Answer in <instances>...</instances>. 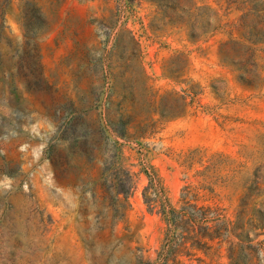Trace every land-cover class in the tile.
I'll return each mask as SVG.
<instances>
[{
  "label": "rangeland",
  "instance_id": "obj_1",
  "mask_svg": "<svg viewBox=\"0 0 264 264\" xmlns=\"http://www.w3.org/2000/svg\"><path fill=\"white\" fill-rule=\"evenodd\" d=\"M0 264H264V0H0Z\"/></svg>",
  "mask_w": 264,
  "mask_h": 264
},
{
  "label": "trees",
  "instance_id": "obj_2",
  "mask_svg": "<svg viewBox=\"0 0 264 264\" xmlns=\"http://www.w3.org/2000/svg\"><path fill=\"white\" fill-rule=\"evenodd\" d=\"M189 207H195L194 205L192 204H189L187 201L184 202L183 205H181V207L179 209H170L168 211V216H167V221H169L171 223V225H174V227H177L180 223H183L185 225H191L192 223L194 224V222L196 221L195 219L192 218V215L195 213V212H191L188 210ZM204 209H202V207H198L197 208V211H202ZM177 217L178 220L176 219ZM204 216L203 219H201V221H196L197 223V226H200L202 227L204 230H211V232L209 233H206L207 234V237L209 239H213L217 236H219L218 234H213V232H216L217 231V226L221 225L220 223H214L213 225H203L205 224V222L208 221V219ZM192 222V223H191ZM199 223H203V224H199ZM195 244L198 246L200 245V241H196ZM165 247L167 248V253L169 251H171L174 247V243L169 240L167 241V243L165 244ZM249 248L253 249L252 246L248 245ZM162 249H164V246L162 247ZM162 253V251L159 252V254Z\"/></svg>",
  "mask_w": 264,
  "mask_h": 264
}]
</instances>
